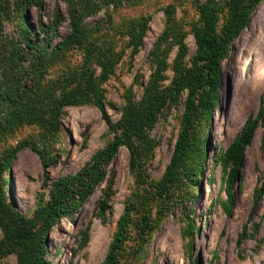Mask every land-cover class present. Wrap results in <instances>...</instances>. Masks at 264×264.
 Masks as SVG:
<instances>
[{"label": "rangeland", "instance_id": "1", "mask_svg": "<svg viewBox=\"0 0 264 264\" xmlns=\"http://www.w3.org/2000/svg\"><path fill=\"white\" fill-rule=\"evenodd\" d=\"M207 1L0 0V189L16 214L0 209V264H21L6 232L17 234L24 222L33 233L49 226L48 264H103L120 231L119 264H264V195L254 196L264 179V110L236 178L223 162L264 108V0L227 43L211 93L191 81L199 7ZM211 1L220 30L227 0ZM73 18L83 39L106 34V56V48L62 44ZM134 27L144 32L133 38ZM82 64L99 79L103 106L65 101L77 86L71 72ZM136 116L144 130L132 140L136 168L120 144L109 159H96L105 174L89 195L75 194L47 220L55 184L92 164ZM182 135L188 155L167 181ZM143 216L154 228L139 238Z\"/></svg>", "mask_w": 264, "mask_h": 264}, {"label": "trees", "instance_id": "2", "mask_svg": "<svg viewBox=\"0 0 264 264\" xmlns=\"http://www.w3.org/2000/svg\"><path fill=\"white\" fill-rule=\"evenodd\" d=\"M37 2L38 0H33ZM261 0H248L244 2L243 0H227L228 6V16L223 25V27L218 29V18L214 2L211 0L203 3L199 7V14L203 26L195 30V38L198 44V51L196 57L194 58L196 76L191 79L193 81V87L198 85L208 86L209 93L214 92L219 84L218 72L220 70V60L227 54L228 42L235 37L239 32L247 25L249 20V15L254 9L257 3ZM171 28V27H169ZM168 29V28H167ZM136 30V32H133ZM139 32H144L142 30L138 31L135 27L132 29L130 35L134 36L140 35ZM96 36V35H93ZM83 39L80 36V22L76 19H72L71 30L68 35L64 38L62 44L64 46H75L80 45L81 47L92 51L95 47L106 50L101 51L103 56L108 53L106 41L104 37L106 34L98 35L94 38ZM92 55H88V59H92ZM103 67L106 63L104 58L100 62ZM74 79H77V86L71 92L65 93L64 97L66 102L76 103L81 101H87L91 99H97L96 101L103 106L100 102V90L98 89L99 79L95 78L93 74L85 69V65L75 67L74 72H71ZM106 70H104L103 77H105ZM101 79V77H100ZM208 95V94H207ZM163 97L160 98L159 102L152 105H159L162 102ZM264 108L260 109L258 115L255 118H249L246 127L242 130L241 134L234 139L231 145L227 148L223 162L224 166L227 167L228 164L232 163L231 178H236L237 176V166L241 161L246 147L252 142L255 130L258 126L259 119L262 116ZM135 120L130 121L124 126L120 133L117 134L115 141L100 154L93 157V163L87 168L80 170L73 176H68L60 179L54 186L52 191L51 203L48 205L49 211L46 219H53L57 212L60 210L61 205L68 200H72L75 194L78 196L87 197L92 190L93 185L102 180L104 177V172L98 169L96 159L98 157L109 159L111 155L117 150L120 144H126L129 148L131 154L130 165L133 169L136 168V149L132 145V140L138 135H142L144 130L140 123V116H136ZM150 109L145 111L143 120H150ZM190 116L188 111L185 112L184 123L189 124ZM187 136L182 135L178 140L174 154L172 156L170 165L165 179L167 181H172V176L174 179L177 177V167L182 163L187 157V147L186 141ZM207 155V153H205ZM101 160L99 159V162ZM8 165V164H7ZM175 171V172H174ZM141 174H139L140 176ZM145 180H143V185ZM228 192V203L230 206L234 203V194L232 192V184L227 188ZM264 195V179L258 189L255 190V202H259ZM0 209L5 216L13 218L16 214L15 211L11 209L9 204L6 202L5 196L0 189ZM130 208L128 207L122 216L126 219L129 216ZM143 214H146L144 211ZM122 220V219H121ZM123 221H121L122 223ZM23 229L17 234H10L9 231L6 232V238L10 245V251L14 250L18 256L21 264H48L45 260V239L44 234L47 232L49 226L42 225L38 232H32L27 226L26 222L23 223ZM154 228V224L151 222L150 218L143 216L142 226L139 230V238H142L146 233L147 229ZM246 231V225L245 229ZM124 231H120L114 240V244L110 247L109 254L107 255L103 264H119L117 260L118 249L121 247V243H124ZM1 252V251H0Z\"/></svg>", "mask_w": 264, "mask_h": 264}]
</instances>
